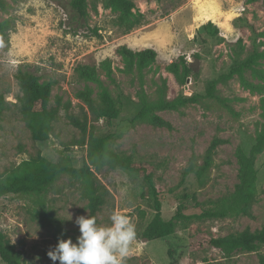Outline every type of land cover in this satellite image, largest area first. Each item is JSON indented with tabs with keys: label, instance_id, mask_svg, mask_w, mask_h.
<instances>
[{
	"label": "rangeland",
	"instance_id": "rangeland-1",
	"mask_svg": "<svg viewBox=\"0 0 264 264\" xmlns=\"http://www.w3.org/2000/svg\"><path fill=\"white\" fill-rule=\"evenodd\" d=\"M73 1L1 0L0 24H5V30L0 33V99H4L7 109L0 120V174L39 155L56 159L67 148L81 166L87 151L74 147L83 138L70 119L76 116L88 120L89 133L93 130L96 135H111L116 152L155 167L165 220L172 219L180 205L170 190L178 188L192 155L202 158L215 138L224 143L217 150L209 184L192 192L205 207L230 197L239 181L237 154L251 150L264 126V79L259 75L264 74V0H132L136 5L132 19L139 15L144 19L130 32L118 25L120 12L110 7L108 0H88V18L82 22L71 13ZM209 21L219 28L221 41L206 46L198 31ZM240 39L242 43L238 44ZM255 42L263 57L254 70L244 74V80L262 88L253 90L235 76L217 86L215 99L207 98L208 83L236 61H245ZM122 46L134 51L153 49L157 61L140 72L136 63L131 67L117 54ZM196 55L202 59L196 61ZM181 57L194 64L186 83L180 78L182 68L180 77L166 70ZM106 61L110 62V74L103 66ZM79 66L96 67L99 82L80 81L76 73ZM20 69L37 74L41 83H53L50 106L58 108L60 116L48 142L34 141L22 121L18 103L21 90L16 79ZM142 85L151 101L164 91L168 100L199 96V103L160 113L172 130L147 124L131 127L127 107L122 119L109 127L104 121L94 120L78 95L90 88L93 97L98 98L105 87L123 102L125 98L138 102ZM256 167L259 201L251 218L192 221L179 226L168 238L143 240L141 234L154 217L143 198L145 185L123 171L112 170L98 174L109 195L107 204L94 217L100 226H109L114 212L127 215L133 222L137 235L124 264H262L264 249L261 254L238 253L231 259L216 249L196 254L189 250L190 238L199 231L225 237L247 228L256 231L264 227V153L258 157ZM46 200L66 233L63 239L76 242L80 235L76 218L92 216L80 184L64 175ZM140 211L147 213L145 219ZM0 231L22 252L23 264H53L47 253L58 243L57 228L39 216L34 200L13 195L1 198ZM169 251L173 252L172 258ZM0 264L5 263L0 259Z\"/></svg>",
	"mask_w": 264,
	"mask_h": 264
},
{
	"label": "trees",
	"instance_id": "trees-1",
	"mask_svg": "<svg viewBox=\"0 0 264 264\" xmlns=\"http://www.w3.org/2000/svg\"><path fill=\"white\" fill-rule=\"evenodd\" d=\"M250 3L259 0H247ZM2 4L0 0V5ZM107 4L119 13L118 25L126 32L134 30L143 22L144 16L132 19L133 11L136 8L132 0H108ZM71 13L78 21H86L88 18V0H74L71 4ZM5 30V24H0V33ZM199 37L204 45L219 44V28L209 21L198 31ZM242 43V39L237 42ZM117 54L129 61L132 67L135 63L140 72L157 61V52L153 49L134 51L126 46L119 47ZM263 55L258 51L256 42L252 46V54L245 61H236L230 68L217 74L207 86L205 96L215 99L217 97V86L221 83H228L235 76H239L245 85L253 90H260V86H253L244 80V74L254 70L258 61ZM196 61H200V55L195 56ZM110 62L106 61V66L110 74ZM193 63H188L184 57L177 62L170 64L166 70L177 77H180V69L183 75L180 77L182 83H186L192 73ZM78 79L82 82H99V72L96 67L79 66L76 69ZM264 79V74H259ZM21 96L18 97L19 111L22 121L31 133V137L36 142H48L52 136L54 125L59 120V109L50 106L53 83H41L39 76L30 70L20 69L17 73ZM79 98L87 106L89 112L96 122L104 121L109 127L122 119L124 108L127 107L131 116L127 118L131 127L147 124L155 128H166L172 130L171 123L166 121L160 113L165 111H180L188 103H199V96L177 97L172 100L166 99L165 92H161L156 101H151L146 94L143 85L138 94V102L129 100H119L111 92L103 87L98 98L93 97L90 88L81 91ZM61 103V99L57 100ZM125 104V105H124ZM69 106H66L68 109ZM6 102L0 99V120L6 110ZM264 111V100H263ZM71 121L81 130L82 140L75 142L74 147H82L87 151L86 158L81 166L71 156V149L56 159L39 155L24 160L18 166L13 167L5 174H0V199L7 196H17L34 200L39 209V216L48 221L50 225L57 228L56 239H63L66 233L59 227L58 220L53 212L47 207L46 197L53 186L62 176L80 184L83 197L88 200L87 208L92 216H96L102 211L108 202V191L99 181L98 174L105 170L123 171L130 176L141 180L146 191L143 198L148 201L150 208L154 211V217L147 224L141 234V238L146 241H157L172 236L179 226H186L192 221L205 222L208 220H224L229 218L252 217V209L259 201V172L256 167L257 160L264 153V126L259 132L254 144L249 152L240 150L237 154L239 163V181L235 185L230 197L222 198L212 202L209 207H205L198 200L194 188H205L211 178V170L214 166L215 156L218 148L224 143L223 140L215 138L205 155L201 158L193 154L188 168L183 173V178L178 188L170 190V195L180 205L170 220H165L162 214L163 201L162 192L157 187L155 178V167L149 163L135 161L132 156H126L116 152L112 148L111 135H96L92 130L88 131V120L82 121L76 116H70ZM182 191L180 192V190ZM193 203V206L190 203ZM194 210V212H190ZM140 216L145 219L147 213L140 211ZM216 249L220 251L226 259H231L238 253H258L264 249V227L252 231L247 228L241 232L232 233L225 237H217L209 231H199L190 238L189 250L191 254L200 251ZM169 257H173V252L169 251ZM0 259L5 264H23V254L17 251L16 246L0 231ZM262 264L264 256L261 255Z\"/></svg>",
	"mask_w": 264,
	"mask_h": 264
},
{
	"label": "clouds",
	"instance_id": "clouds-1",
	"mask_svg": "<svg viewBox=\"0 0 264 264\" xmlns=\"http://www.w3.org/2000/svg\"><path fill=\"white\" fill-rule=\"evenodd\" d=\"M71 219V218H70ZM109 226L97 224L94 216H79L75 223L80 235L73 242L71 238L59 239L47 255L55 264H124L136 230L131 219L114 212Z\"/></svg>",
	"mask_w": 264,
	"mask_h": 264
}]
</instances>
